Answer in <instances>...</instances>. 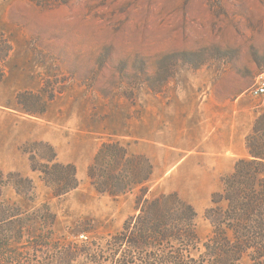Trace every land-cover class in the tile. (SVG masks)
<instances>
[{"label":"rangeland","instance_id":"374dc122","mask_svg":"<svg viewBox=\"0 0 264 264\" xmlns=\"http://www.w3.org/2000/svg\"><path fill=\"white\" fill-rule=\"evenodd\" d=\"M261 73L264 0H0V167L32 178L60 232L78 217L111 232L137 212L136 191L98 193L86 170L103 141L119 140L149 158L150 196L176 191L194 206L204 238V209L228 173L207 203L208 187L179 186L193 203L157 178L182 154L206 163L211 98L228 99L239 121L252 115L251 131L264 111V95L249 92ZM49 145L76 169L78 186L60 199L20 149L46 155Z\"/></svg>","mask_w":264,"mask_h":264},{"label":"trees","instance_id":"16d2710c","mask_svg":"<svg viewBox=\"0 0 264 264\" xmlns=\"http://www.w3.org/2000/svg\"><path fill=\"white\" fill-rule=\"evenodd\" d=\"M245 146L248 155L236 159L221 178V190L210 195L203 218L211 228L204 238L194 206L176 191L150 196L149 158L119 140L103 141L86 170L98 193L136 191L137 212L111 232L98 233L89 217L60 232L57 212L49 199L39 198L32 178L0 167V264H241L244 257L264 264V111ZM49 148L41 155L20 147L43 187L60 199L78 186L76 169ZM39 158L46 163H37Z\"/></svg>","mask_w":264,"mask_h":264},{"label":"crops","instance_id":"0c3cea01","mask_svg":"<svg viewBox=\"0 0 264 264\" xmlns=\"http://www.w3.org/2000/svg\"><path fill=\"white\" fill-rule=\"evenodd\" d=\"M210 102V113L206 118L211 137L206 141L209 144L204 155L206 163L193 168V166L186 165L192 155L182 154L171 165L163 168L157 178L161 180L166 190H177L193 203L195 201L179 188L180 185L208 187L204 190L203 196L204 202L207 203L208 194L218 185L220 175L229 173L235 160L248 154L245 136L248 133L252 115L246 121H239V117H230L228 99L217 102L211 98ZM238 102L239 99L236 98L232 101V105L235 106Z\"/></svg>","mask_w":264,"mask_h":264},{"label":"built area","instance_id":"2783aa9c","mask_svg":"<svg viewBox=\"0 0 264 264\" xmlns=\"http://www.w3.org/2000/svg\"><path fill=\"white\" fill-rule=\"evenodd\" d=\"M249 92L253 96L264 95V73L258 75L256 84L250 88Z\"/></svg>","mask_w":264,"mask_h":264}]
</instances>
